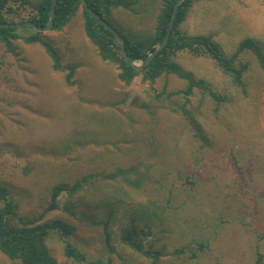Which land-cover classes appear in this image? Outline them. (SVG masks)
<instances>
[{
	"label": "rangeland",
	"instance_id": "1",
	"mask_svg": "<svg viewBox=\"0 0 264 264\" xmlns=\"http://www.w3.org/2000/svg\"><path fill=\"white\" fill-rule=\"evenodd\" d=\"M38 1L12 0L6 17L28 21ZM121 1L128 6L113 8L114 28L151 36L164 0ZM179 26L211 37L226 57L248 38L264 53V0H193ZM36 31L20 26L13 45L0 40V184L22 216L72 225L67 237L51 231L52 255L71 262L68 240L92 259L151 264L121 240L135 220L150 223L146 244L162 253L159 264H264V71L256 54L239 53L249 63L244 89L208 53L178 51L182 69L206 82L186 96L187 80L175 74L120 80L88 37L81 6L61 29L39 34L61 68L42 42L25 40ZM208 87L224 97L219 105ZM77 181L83 187L63 191L48 210L53 187ZM0 264L20 262L0 251Z\"/></svg>",
	"mask_w": 264,
	"mask_h": 264
},
{
	"label": "trees",
	"instance_id": "2",
	"mask_svg": "<svg viewBox=\"0 0 264 264\" xmlns=\"http://www.w3.org/2000/svg\"><path fill=\"white\" fill-rule=\"evenodd\" d=\"M12 0H0V23H12L6 14L13 12L10 5ZM176 0H164L163 5L157 14L154 33L149 37H138L127 34L116 29L124 38L126 51L134 61L146 59L161 43ZM193 0H183L180 3L176 21L171 32L167 45L159 51L151 62L141 69H137L130 64L121 53L119 42L116 36L103 26L94 16H92L81 0H58L55 18L52 29H61L76 13L81 6L84 16V28L88 37L98 46L99 54L106 61L115 64L120 72L118 77L123 82L129 84L135 77L143 74L144 79L155 82L163 74H175L187 80L184 90L186 96L193 93L196 87L205 88L206 82L203 79H196L191 72L184 71L175 61L174 57L180 50H189L193 53H208L214 58L224 73L228 74L235 85L245 89L244 74L249 68L247 61L239 60V53L249 49L256 54L257 60L264 71V53L261 47L253 40H244L238 51L231 57H226L221 53L219 46L211 37L190 36L180 30V23L185 18L187 8ZM89 6L104 18L110 25L112 24V11L114 7L128 6V3L121 0H87ZM34 10L30 14L28 21H33L39 25H47L49 22L52 0H39L33 4ZM26 21V20H25ZM23 22V21H22ZM114 27V26H113ZM17 27H0V40L6 44L13 45V40L22 38L16 32ZM39 30L31 36L25 37L27 42L39 41L46 47L47 52L54 60V67L61 68V57L58 50L48 41L42 39ZM24 38V37H23ZM209 94L216 100L218 105L224 97L208 87ZM172 92L169 95H176ZM186 108V105H183ZM86 180V179H85ZM87 181V180H86ZM83 187L81 181L75 182L72 186L58 184L53 187L51 204L48 210L57 208V200L63 191L76 192ZM114 209L110 210L112 214ZM41 216V215H39ZM39 216L33 218L24 217L20 214L19 206L10 193L8 187L0 184V251L11 259L19 260L20 264H112L111 257L89 258L86 253L79 250L70 241L65 240L66 255L72 258L71 262H60L52 255L46 239L51 231L58 227L63 237H67L72 232V225L57 220L54 222H39ZM106 223V228L108 227ZM150 223L145 221L140 226L135 220L127 226L122 234V242L137 253L150 258L151 264H159L162 253L155 250L152 246H147L146 239L151 233ZM109 232L107 236L109 239ZM180 251V250H177ZM261 258V257H260Z\"/></svg>",
	"mask_w": 264,
	"mask_h": 264
},
{
	"label": "water",
	"instance_id": "3",
	"mask_svg": "<svg viewBox=\"0 0 264 264\" xmlns=\"http://www.w3.org/2000/svg\"><path fill=\"white\" fill-rule=\"evenodd\" d=\"M82 4L84 5V7H86V9L88 10V12L94 16L103 26H105L109 31H111L117 38L119 45H120V49H121V53L124 56V58L126 59V61H128L130 64H132L134 67H136L137 69H141L143 66L149 64L151 62V60L155 57V55L161 51L168 43L169 38L171 36V32L173 30L175 21H176V17H177V13L179 10V6L180 3L183 0H176L174 3V7L166 28V32L164 34V37L161 41V43L155 48V50L153 52H151L148 57L146 59L141 60L140 63H138L137 61H134L127 53L126 51V44H125V40L122 37V35L112 26L110 25L104 18H102L98 13H96L88 4L87 0H81ZM58 0H52V6H51V11H50V17H49V22L47 25H39L33 21H23V22H12V23H0V27H20V26H31L36 28L39 31H49L52 29L53 27V22H54V18H55V12H56V6H57Z\"/></svg>",
	"mask_w": 264,
	"mask_h": 264
}]
</instances>
